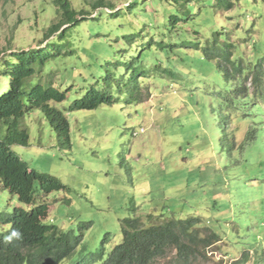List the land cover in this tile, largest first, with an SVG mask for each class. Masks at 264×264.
<instances>
[{"label": "rangeland", "instance_id": "1", "mask_svg": "<svg viewBox=\"0 0 264 264\" xmlns=\"http://www.w3.org/2000/svg\"><path fill=\"white\" fill-rule=\"evenodd\" d=\"M53 1L0 0L2 56L40 46L55 53L43 77L66 92L58 105L66 110L101 89L109 69L116 102L66 113L69 147L40 111L24 117L28 145L13 150L66 186L38 201L47 205L45 221L82 233L92 247L105 234L118 241L124 218L196 217L220 241L190 264H253L264 254V0H227L230 9L216 0H69L91 15L64 48L53 38L49 46L43 41L57 22ZM99 1L122 10L94 11ZM171 15L181 33L168 38ZM227 54L231 64L222 59ZM136 58L130 76L138 78L141 102L119 93L126 65ZM168 68L172 75L163 72ZM145 70L155 79L147 81ZM240 82L255 104L232 100ZM19 205L0 186V213ZM151 264L184 263L170 249Z\"/></svg>", "mask_w": 264, "mask_h": 264}, {"label": "trees", "instance_id": "2", "mask_svg": "<svg viewBox=\"0 0 264 264\" xmlns=\"http://www.w3.org/2000/svg\"><path fill=\"white\" fill-rule=\"evenodd\" d=\"M216 2V7L224 4L227 5L226 9L231 8L229 2L226 4L227 0H216ZM53 4L56 8L57 22L47 28L43 41H47L46 46H49V41L53 38L60 42V47L64 48L66 45H71L75 29L81 22L87 20L91 13L77 12L71 7L69 0H54ZM101 8L105 10L109 8L111 13L106 11L109 15L122 10V8L117 10L116 7L104 5L102 1L93 6L94 11ZM184 11L187 14V11ZM168 18L164 27L171 29L169 38L174 31L176 34L181 32L177 28L178 22L175 20V15ZM220 35L218 32L212 35L215 46ZM162 43H164L163 40ZM58 46L54 45V48ZM45 49L43 50L40 46L28 51H13L4 57L2 54L6 52L0 51V77L2 78L0 82V186L16 197L20 204L11 212L0 213V224L4 226L0 232V264H151L155 259L165 256L170 249L176 251V258L179 261L190 264L204 255L208 248L220 241V237L196 217L164 219L158 223H152L158 219L152 214L124 218L120 221L118 241L105 234L100 238L99 243L97 245L94 243L92 247L85 241L82 233H76L74 230L66 231L45 221L47 205L43 201L42 203L38 201L52 192L66 190V186L55 177L30 168L13 150L15 146L28 145L29 135L22 127L24 117L34 111H40L55 132L60 144L69 147L70 123L66 113L91 111L116 102L111 94L112 84L109 81L108 69L109 75L101 89L88 90L82 99L74 100L67 110L58 107L66 101L67 96L66 92L53 86L50 76H47V79L43 77L47 63L56 56L55 53L49 55ZM121 52L127 53V50ZM57 53L63 57L72 55V52L67 50L62 53L57 50ZM222 59L224 63H232L230 54ZM136 60L138 58L126 65L119 93L121 89L125 90L133 95L130 99L141 102L138 78L135 74L130 76L131 68H135L131 65ZM220 62L218 61L217 64H221ZM106 65L108 67L112 63ZM138 66L141 65H136ZM163 72L173 74L169 68L164 69ZM238 72H241V68ZM140 74L144 77L148 76L147 81L151 78L155 79L149 76L146 70L141 71ZM259 81L260 78H257L254 73V86ZM230 93L233 95L232 100L235 98L238 102L243 101L245 105L255 104V100L251 101V98L255 99V97H249L241 82ZM263 255L261 253L253 264H264Z\"/></svg>", "mask_w": 264, "mask_h": 264}, {"label": "clouds", "instance_id": "3", "mask_svg": "<svg viewBox=\"0 0 264 264\" xmlns=\"http://www.w3.org/2000/svg\"><path fill=\"white\" fill-rule=\"evenodd\" d=\"M16 233H14V235H15Z\"/></svg>", "mask_w": 264, "mask_h": 264}]
</instances>
